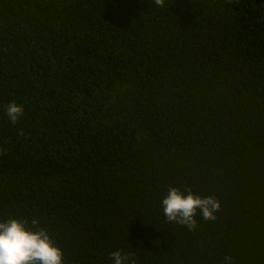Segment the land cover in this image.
Here are the masks:
<instances>
[{
    "label": "trees",
    "instance_id": "16d2710c",
    "mask_svg": "<svg viewBox=\"0 0 264 264\" xmlns=\"http://www.w3.org/2000/svg\"><path fill=\"white\" fill-rule=\"evenodd\" d=\"M171 188L217 219L169 222ZM9 219L64 264H264V0H0Z\"/></svg>",
    "mask_w": 264,
    "mask_h": 264
},
{
    "label": "clouds",
    "instance_id": "9594fccd",
    "mask_svg": "<svg viewBox=\"0 0 264 264\" xmlns=\"http://www.w3.org/2000/svg\"><path fill=\"white\" fill-rule=\"evenodd\" d=\"M165 0H155L163 7ZM23 106L15 102L7 106V115L15 123L23 115ZM163 212L169 222L187 226L189 230L197 227L199 214L206 221H215L221 209L220 202L214 197L202 198L188 190L185 194L178 188L169 189L162 201ZM33 227L38 220L31 221ZM113 264H131L129 254L116 251L111 253ZM0 264H64L63 250L56 246L44 229L32 230L28 221L9 219L0 222ZM223 264H232V257H224Z\"/></svg>",
    "mask_w": 264,
    "mask_h": 264
}]
</instances>
